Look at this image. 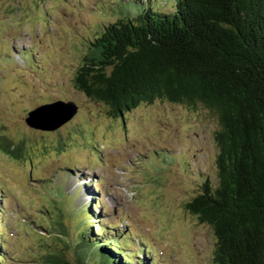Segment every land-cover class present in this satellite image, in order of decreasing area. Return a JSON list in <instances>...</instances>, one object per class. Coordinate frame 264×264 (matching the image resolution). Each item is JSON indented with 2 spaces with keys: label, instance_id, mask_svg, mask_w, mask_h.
I'll list each match as a JSON object with an SVG mask.
<instances>
[{
  "label": "rangeland",
  "instance_id": "1",
  "mask_svg": "<svg viewBox=\"0 0 264 264\" xmlns=\"http://www.w3.org/2000/svg\"><path fill=\"white\" fill-rule=\"evenodd\" d=\"M74 1L0 0V20L6 23V26L2 27V33L6 29L24 33L34 28L38 29L36 37L43 38L49 35L48 31L43 30L47 28L45 25L52 24L50 29L53 30L57 24L58 31L67 34L73 49L69 57L71 63L69 66L66 60L58 58V54L62 51L59 44L46 52L45 46L49 45L50 41L42 42L43 53L40 55L39 65L43 71L37 66L35 71L43 75L49 62L58 58L54 61L55 72L50 76L49 74L44 76L51 85L49 94V87L42 86L37 74L30 72L35 64L29 65L27 61L21 62V59L16 69L21 70L22 78L30 85L33 84L35 96L27 97L24 95L25 91L16 93V90L9 87L11 84L17 86L16 83L11 82L9 86L0 83V168L4 170L2 175L14 179L12 175L21 176L24 168L29 179L30 176H35L37 167L42 169L41 175L45 178L53 171V167L50 168L53 159L54 163L63 165L73 161L82 162L80 160L92 153L100 160L97 149L102 151L105 149L108 152L113 149L119 152L121 145L115 146V144H125L126 141L128 144L133 140L132 154L122 156L120 161L116 159L117 162H113L106 172L110 187L107 199L118 203L121 202L122 195L126 196L124 205L127 215L133 223L143 227L138 228L139 233L148 235L149 239L147 237L146 239L152 248L158 251L157 256L160 260L166 259L167 264H208L214 249V236L209 226L199 223L195 217L185 212L183 203L200 189L203 180L208 179L212 185L217 181L215 168L217 148L213 134L218 125L215 118L201 106L192 109L159 99L151 103L142 102L127 112L123 118L111 117L102 102L88 98L80 92L75 87L73 78L82 62L84 44L97 25L113 21L116 15L108 6L113 3L112 0H76V3L81 1L80 5ZM151 2L153 8L162 11L170 10L173 4V0H151ZM147 4L148 0L139 2L128 0L115 3L113 10L116 13L122 12V15L135 16L143 11ZM62 16L65 19L61 22ZM11 30L7 31L8 35L11 34ZM28 34L32 35L29 32ZM4 51L1 44V60H4ZM22 56L24 57L23 54ZM0 75H4L3 69H0ZM57 98L73 102L76 106V113L58 129L44 131L30 127L25 122L24 117L27 116L29 109ZM4 137L17 140L15 145L18 148V157H27L29 160L22 162L13 153L8 152ZM56 139L64 141V145L60 147L63 148L62 150L59 149ZM104 142L107 143V148ZM152 149L168 150L169 155L177 160L170 162L169 155L160 152L152 154L156 157L155 169H143L142 172L132 170L127 177V173L119 169L128 163V157L135 158L134 160L140 159ZM160 156L163 162L170 163L164 165ZM181 161L186 165H181ZM114 166L118 174H115ZM82 167L93 170L87 165ZM8 182L10 184V181ZM132 186L137 188L132 191ZM50 187L51 184L38 183L31 188L35 193L31 194L32 197L29 196L30 193L21 195L20 208L23 213L19 218L30 219L32 214L30 212H35L43 215L44 222H48L47 224L43 222L41 229H45L49 237H46L45 241L43 237L37 239V246L29 245L24 251L25 247L21 245L20 239H24L25 234L13 223V219H10L13 216L9 215L10 220L4 221L0 218L3 224L11 223L9 235L4 237L3 241L9 254L12 255L10 257L12 264H39L42 260L41 255L44 254L45 257L46 253L51 249L55 250L56 246L62 247L61 252L65 253L69 260L77 254L73 232H77L75 229H79L81 223H86L82 215H77L78 210L74 209L79 200L69 198L54 203L49 195H53L57 190H49ZM132 192L137 193L134 203L127 197ZM41 193L46 198L45 201L39 195ZM29 232L31 233L32 230L30 229ZM38 234L44 236L43 231ZM181 234L190 238V242L177 245L178 249L175 243L179 242L178 236ZM135 239L138 237L135 236ZM170 240L173 242L172 245L170 244L171 248L169 245L166 246Z\"/></svg>",
  "mask_w": 264,
  "mask_h": 264
},
{
  "label": "trees",
  "instance_id": "2",
  "mask_svg": "<svg viewBox=\"0 0 264 264\" xmlns=\"http://www.w3.org/2000/svg\"><path fill=\"white\" fill-rule=\"evenodd\" d=\"M174 1L170 11L115 13L97 26L83 43L74 85L111 117L156 99L208 110L218 125L217 181L203 180L183 208L210 227L208 264H264V0ZM5 141L17 158L16 142ZM75 231L72 260L56 246L39 264H122L94 247L90 225Z\"/></svg>",
  "mask_w": 264,
  "mask_h": 264
},
{
  "label": "water",
  "instance_id": "3",
  "mask_svg": "<svg viewBox=\"0 0 264 264\" xmlns=\"http://www.w3.org/2000/svg\"><path fill=\"white\" fill-rule=\"evenodd\" d=\"M76 112V106L70 102L56 101L37 107L28 113L26 122L33 127L53 130L70 119Z\"/></svg>",
  "mask_w": 264,
  "mask_h": 264
}]
</instances>
